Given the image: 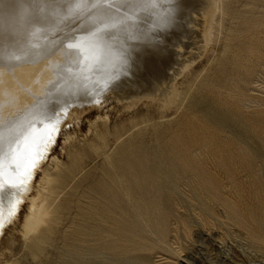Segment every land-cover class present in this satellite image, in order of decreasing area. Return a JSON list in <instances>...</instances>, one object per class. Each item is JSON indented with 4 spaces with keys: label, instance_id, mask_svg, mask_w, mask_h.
<instances>
[{
    "label": "rangeland",
    "instance_id": "374dc122",
    "mask_svg": "<svg viewBox=\"0 0 264 264\" xmlns=\"http://www.w3.org/2000/svg\"><path fill=\"white\" fill-rule=\"evenodd\" d=\"M192 1L188 0L187 6L184 4L182 13L172 15V21L176 20L175 26L174 22H169L152 26L154 29L148 31L149 42L154 41L151 43L153 48L150 47L154 54V47L156 51L169 48L171 52L162 51L164 54H161L160 51L161 56L155 54L156 60L152 53L139 54L138 50L141 46L145 48L146 42H142L140 47L123 48L124 56L128 54L125 67L112 78L105 79L100 89L92 88L89 93L75 97L71 103L58 105L59 100L52 96L38 103V112L46 106L52 108V116L43 123L53 120L51 126L57 132L52 129L56 134L52 136L50 133L49 136L55 138L47 137L53 139L51 149L41 168L35 172L32 186L29 187V183L23 186L25 177L19 172L15 188L7 186L8 189L0 190V222L3 228L0 231V264H66L69 253L84 251L76 249L77 245H85L78 242V230L83 222L80 213L86 210L84 194L90 185H95L101 172L111 167L112 158L119 159V164L124 167L133 159V167L137 166V170L143 161V169L160 175L165 186L162 217L166 241L161 242L148 234L150 236L144 242L153 248L130 251L122 259H115L118 264H264V0H216L218 7L214 11L217 12L214 18V14L210 16L211 20L214 19L210 20L213 22L210 29H213L205 40L209 43L201 35V39L198 37L201 19H197L202 18L199 12L207 0L198 3L200 8L197 7L199 0ZM191 8L198 11L197 17ZM191 17L196 18L198 31ZM77 18L79 20L80 16L71 18L68 23ZM186 21L187 26L189 22L194 23L190 24V29L195 27L191 29L193 33L186 28ZM182 23V29H187V37L191 33L195 37L191 34L189 39L185 31V34L181 33L183 30L177 26ZM75 24L71 25L72 28ZM71 26L59 29L55 35H63L67 29L69 32ZM171 26L173 30L169 29ZM171 33L183 36L179 38ZM160 38H166L169 44ZM193 38L197 39L193 44L198 46L195 50L199 53L193 50V44L190 45ZM115 41L122 45L119 39ZM176 41L181 45L180 50H184L186 45L185 55L175 45ZM202 41L208 44H204L205 51ZM172 48L183 53L182 59L179 60L180 54L176 57V53H172ZM151 54L153 65V60L148 58ZM172 57L178 60L174 61ZM193 57L196 62L190 63ZM147 60H152V63L148 64ZM175 62L178 65L174 66ZM184 63L188 66L186 69ZM145 65L151 70H147ZM177 66L184 68L181 74L180 69L176 70ZM143 67L146 70L140 73ZM169 67L173 70H168ZM186 71L190 74L186 75ZM169 80H173L174 89ZM177 82L182 85L177 86ZM161 83L164 86L170 84L172 94L164 95L167 85L162 89ZM164 97L170 100L165 107ZM149 98L154 99L151 101ZM92 101L102 103L92 105ZM127 145L132 147V152L129 158H124L118 151ZM6 150L5 146L0 153ZM138 155L140 160L134 158ZM53 156H56L55 160ZM4 167L5 164L2 171L8 173V167ZM43 170L50 172L51 177L48 183L52 189L49 196L51 213L35 232L25 236L22 224L30 205L29 196L37 193ZM22 172L24 174V170ZM200 173H206L215 180L212 188L199 179ZM3 177L8 179L5 174ZM4 178H0L1 184L12 183L9 179L5 182ZM19 183L23 184L22 188ZM19 189H25V192L21 193ZM3 222L6 225L3 226ZM81 260L78 259L79 262Z\"/></svg>",
    "mask_w": 264,
    "mask_h": 264
},
{
    "label": "bare ground",
    "instance_id": "6f19581e",
    "mask_svg": "<svg viewBox=\"0 0 264 264\" xmlns=\"http://www.w3.org/2000/svg\"><path fill=\"white\" fill-rule=\"evenodd\" d=\"M182 1L183 0H0V152L3 148H5V146L7 148L3 154L0 153V163H2V165L5 164L6 168H4L7 169L8 167L6 164L9 163V156L12 154V149L15 147L14 142L17 139H21L23 134L32 125H35L36 127H44L45 125L52 123L53 120L49 121L48 123H43L44 120L49 119L52 116V108L46 106L43 111L38 112L37 107L39 102L43 103L44 100L52 96L59 100L58 105H61L65 102L71 103L75 97L86 92L89 93L88 91L92 90V88L100 89V87L104 84L105 79H110V77L112 78V76L120 73L123 67H125V56L128 54H125L124 56L123 52L121 51L123 48L137 46L140 47L142 42H146L147 45H145V48H142L141 46V50H138L139 54H154V52L151 50V48H153L151 47L153 46L151 43L154 41L151 40L152 42H149V29H154L152 26L162 24L167 25L170 24L169 22L172 24L174 21H176H172V15L175 13H182L181 10L183 9L184 4L186 5L188 2V0ZM201 1L202 0H199L197 4L201 3ZM216 2V0H207L205 5L200 4L203 7L199 6V4L197 6L202 8L201 13L199 12V14L202 15V18H197L201 19V22L198 23L200 26V34L198 35V32L197 35L198 37L201 35L202 37H200L203 38L204 41L210 37L209 32H211L210 30L213 29H210V24L212 25L213 23L210 22L214 20L213 18L217 12V10L216 12L214 11V9L218 7ZM202 3H204V1H202ZM184 9L186 8L184 7ZM195 9H193L194 12L196 11ZM197 12L192 14L196 16L195 14ZM212 14L214 15L213 18L211 17V20L210 16H212ZM78 15L80 16L79 20L77 18L76 21L68 23L71 18L78 17ZM191 19L194 21V23H196V27L198 25L197 22H195L196 18L194 20L191 17ZM192 23L189 22V26H187L186 24L188 23L186 21L185 25L187 26V29L189 28L188 31L190 30V32L193 33L194 31L192 30L195 27L193 26L194 28H191L192 30L190 29V24ZM72 24H75L74 28H72ZM179 25L176 26L182 29L183 23L181 26ZM65 26H71L69 28H72V30L70 29V31L67 32V30H69L67 29L66 33L63 35H55L56 32L60 31L59 29L62 30ZM173 26H175V22ZM173 26H171L169 29H172ZM166 28L168 27L166 26ZM197 28L198 27L195 29L197 30ZM186 30H183L181 33H184L185 31L187 34ZM171 34L174 35V33ZM178 34H175L174 36L180 38L182 34ZM191 34L189 35L191 36ZM192 35L195 37V34ZM165 36L167 38V34ZM185 36L187 37L188 34ZM190 36L187 38L190 39ZM169 37H172V35L170 36L169 34ZM166 38L165 40L161 38L160 39L166 41L167 43L165 44H169L167 41L168 38L167 40ZM116 39L122 41L121 44L123 46L120 45L119 42L115 41ZM189 39L188 41H190ZM200 39H198V41L201 43ZM195 40L197 41V39ZM195 40L190 43L191 46L194 45L193 42L196 43ZM181 42L183 43V41ZM205 42L209 43L208 41ZM205 42L202 41V49L204 44H206ZM170 43L172 44L173 42ZM200 43L198 44L200 45ZM70 44H72L73 47H69ZM175 45H178V49L180 50L181 45H179L178 42ZM206 45L208 46V44ZM81 46L83 47V55L77 52V47ZM185 46H182L184 50L186 48ZM193 47L194 49L192 47H190V49L195 50V48L198 46L194 45ZM167 49L169 50V48ZM174 49V52L172 53H176V57L177 55L180 56L183 53L185 55L183 49L180 50L183 52L181 54L177 53L180 52L176 51L177 48L176 50ZM153 50L155 51V54L160 55L161 50L156 51L155 47ZM168 50L163 52L167 53ZM203 50L205 51V46ZM162 51L161 54L163 53ZM169 51L171 52L172 50ZM199 51H201V48ZM189 52H191V50ZM196 52L199 53L198 51ZM200 54H202V52ZM182 56L183 55L179 57V60L180 58L182 59ZM151 57L148 58L153 60V55ZM184 57L183 60L186 59H184ZM155 58H157L156 55ZM162 59L163 58H161L160 61H162ZM167 59L169 60L170 57L167 56ZM176 59L177 58H173L174 61L178 60ZM192 59V61L191 59L189 60L190 63L193 61L196 62L194 57ZM156 60H158V58ZM144 61L145 60L141 62ZM151 61L149 60L148 64ZM170 61L168 62L169 64H171ZM186 63L188 64L189 62ZM186 63H184L186 66L183 64L185 69L188 67ZM153 64L154 60L152 65ZM176 65L178 64L176 63L174 66ZM138 66L139 65H137V68ZM145 66L147 67V65ZM148 66L151 68V65ZM173 67H169L170 69L168 70H171ZM139 68L141 67L139 66ZM146 69L151 70L148 67ZM146 69H140L142 71L139 72L142 73L143 70ZM164 69L165 68H163V70ZM177 69H180V74L182 73V70H184V68H178V66L176 67V70ZM175 74L177 75L179 73L175 72ZM175 74L174 77L176 78ZM188 74H190V72H187L186 75ZM142 79L143 78H141V80ZM160 81L158 82L160 83ZM166 81L168 80L166 79ZM181 81L183 82V80ZM109 82L111 81L109 80ZM169 82L173 87V80H169ZM134 83L132 84L134 85ZM167 84H165V86ZM178 85L181 86L182 83L178 84L177 82V86ZM117 86L115 88H117ZM165 86L163 83L160 88L162 87L163 89ZM167 86L165 87L166 90L168 87H170V84L168 87ZM172 87L169 88L170 91ZM172 89H174V87ZM166 90H163L164 95L167 93L172 94L173 92H168V90L165 92ZM174 91V94L177 93L178 96V92H176L177 90ZM165 97L164 99H166ZM173 97H175V95ZM162 98H159L161 102ZM152 99L151 101H153ZM166 100L163 101V104L166 102L165 105H163L164 107L170 101ZM174 100L175 99L173 98V101ZM94 101H92V105L95 103ZM173 101L171 102L173 103ZM96 102L97 103L95 104L99 105L100 102ZM71 105H73V103ZM53 123H55V120ZM53 130L52 132L54 133H50L52 136H55L57 130H55L56 132ZM52 136L49 137L55 138ZM52 142L53 139L49 138L46 140L39 137L35 141L31 140L30 138V146L33 144H39V155L35 159L34 166H30L28 171L26 173L24 172L23 174L22 170H24V165L27 164V162L32 158L30 152L26 153L19 170V172H21L20 174H22V176L24 175L25 177V180L23 181L25 184L22 181L21 182L24 185L19 183L21 184V188L22 185L25 186L27 183H29L28 186H32V178L37 169L41 168V164L47 157V152L51 149ZM131 148L132 147L130 145L123 146L119 149L118 154L123 155L124 158H129V154L132 152ZM134 158L138 160L141 159L140 155L134 156ZM52 159L55 160L56 156H53ZM132 162H134L133 159H131L129 165L124 167L119 164V159L117 161L116 158H112L111 167L101 172V177L95 182V185L89 186L87 194H84V203L86 204L84 209L86 210H82L80 213L83 222L81 223V226L78 230V234L80 236L78 242L82 241L85 243V245L83 247L81 245H77L76 247V249L80 248V250L84 251L77 252L75 254H72L73 252L69 253L66 264H118L115 259H122V256H126L130 251L135 249L153 248V245L144 242L145 239L150 236L148 234L153 235L156 240L161 242L166 241V233L164 229L165 222L162 217V211L165 209V201L163 197L165 186L163 184V179L160 175L156 173L153 174L152 172H148V170L143 169V161H141L140 165H138V170L136 169L137 166L133 167L134 164ZM108 164H110L109 160ZM4 174L5 177H8L6 172ZM199 177L200 180H204L205 185H209L211 188L215 183V180H213V178L206 173H200ZM5 180V182L9 181L8 179ZM50 181V172L43 170L37 193L35 195L29 196L30 205L22 224V231L25 236L31 232H35L40 227V225L47 221V217L51 213V202L49 201V196L52 192V189L48 187V183H50ZM5 187L7 188L6 183ZM30 189L31 188H29V190ZM11 190L13 191V189ZM26 190H28V188ZM18 191H20V189ZM22 191L20 192L22 193ZM24 192L25 191H23V193ZM6 195L8 196V193ZM9 195L11 194L9 193ZM9 199L12 201L13 198ZM13 201H17V199H13ZM17 205L20 207V203ZM4 206L6 207L7 205L4 204ZM19 207L17 208L16 206L17 209H19ZM2 212H4V209ZM1 216L2 215L0 213V219ZM4 225L6 224L4 223L3 226ZM1 229L3 231L2 224L0 222V231ZM85 250L87 251L85 252ZM84 255H86V257H84ZM84 258H87V260H84ZM78 259L82 260L79 262Z\"/></svg>",
    "mask_w": 264,
    "mask_h": 264
},
{
    "label": "snow or ice",
    "instance_id": "6c2138e0",
    "mask_svg": "<svg viewBox=\"0 0 264 264\" xmlns=\"http://www.w3.org/2000/svg\"><path fill=\"white\" fill-rule=\"evenodd\" d=\"M69 47H73L72 44L69 45ZM77 52L81 53L83 55V47H77ZM52 130L51 123L44 126V128H38L35 125H32L22 136L21 139H17L15 143V147L12 149V154L9 156V163H8V179L10 181H13L12 183H9L7 186L9 188L15 187V180L17 176L19 175V170L21 167V164L25 158L26 153H31V160L27 162V164L24 165V172L26 173L28 171V168L30 166H34L35 159L39 155V144H33L30 146L29 140L35 141L38 137L47 138L50 135V132ZM3 165L0 163V178H3L4 172L2 171ZM5 187V185L0 184V190H2Z\"/></svg>",
    "mask_w": 264,
    "mask_h": 264
}]
</instances>
